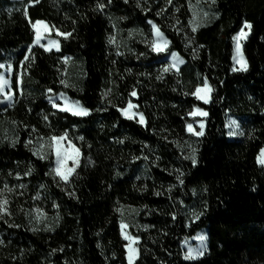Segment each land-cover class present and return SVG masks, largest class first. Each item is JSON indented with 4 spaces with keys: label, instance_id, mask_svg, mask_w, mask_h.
<instances>
[{
    "label": "trees",
    "instance_id": "1",
    "mask_svg": "<svg viewBox=\"0 0 264 264\" xmlns=\"http://www.w3.org/2000/svg\"><path fill=\"white\" fill-rule=\"evenodd\" d=\"M203 1L217 17L193 31L195 0H0V61L14 54L15 96L4 107L0 93V125L14 136L0 139V264H129L122 222L140 239L134 264H264V0ZM39 20L60 50L28 51ZM245 22L248 65L233 71ZM152 23L169 41L163 52ZM172 52L179 70L164 59ZM66 56L81 61L73 82ZM205 81L207 103L193 95ZM50 93L89 113L61 111ZM129 101L146 123L122 114ZM198 107L208 115L193 164L179 143ZM228 116L242 138L229 137ZM53 136L81 152L67 182L35 151ZM203 228L208 252L186 259L182 242Z\"/></svg>",
    "mask_w": 264,
    "mask_h": 264
},
{
    "label": "rangeland",
    "instance_id": "2",
    "mask_svg": "<svg viewBox=\"0 0 264 264\" xmlns=\"http://www.w3.org/2000/svg\"><path fill=\"white\" fill-rule=\"evenodd\" d=\"M13 1H14V4L11 7H9L10 9L11 8H20L21 6H23V4H22L23 0H13ZM192 13H193V15H192V19H191V27L193 28V26H195L196 29L202 25L210 23L211 20H213L215 17H217V12L215 11V8L211 4V2L209 3V2H206L203 0H199L198 3H197V0H195V2L192 3ZM37 22L38 21H36V23L34 24V25H36V27L34 28V30H35L34 43L28 47V51L34 45H40V46H43L44 48H48L50 50H52V49L57 50V44L50 43V41H57L58 42V48L60 50L59 39L55 36H51L52 32H53L51 26L46 21H43V20H39V22H42L40 24H37ZM246 23L247 22H245L243 27L241 28L244 30V32L246 34L245 37H242L240 40L241 54L242 55L239 58H240L241 62L238 64V63H236V60L234 59V67L235 68H241L244 65H246V68H247V65H248L243 49H244L245 41L247 40V38L249 37V35L251 33V28L250 29L246 28L245 27ZM247 24H249V23H247ZM154 25L155 24L152 23L153 44H155L156 47H158V48L164 47L166 50L167 47L169 46V41H168L167 37L164 36L161 31H160V33L162 34V36H160V37L157 36L155 28L153 27ZM156 28H157V26H156ZM37 30H39L41 37H42L40 40V43L35 42ZM240 32H241V30L238 33H236L233 36V38L236 37ZM56 33L58 34L57 31H56ZM59 33H61V32H59ZM165 41L167 42L166 46L164 44ZM233 42H234V56H236L237 55L236 54V41L233 39ZM158 52H160V51H158ZM173 53L175 54V60L173 58ZM164 59L165 60L168 59L171 62L172 66L177 70H179L181 65H183L185 63V60L182 57H180L176 52H172V53L167 54ZM13 60H14V54H10L4 61H0V64L5 65V69H7V67L9 65H11V71L10 72L6 71L5 69H0V73H3L5 76V79L8 80V83L6 85H4V87H3V91L0 92L2 95V105L4 107L12 106L14 103V99H15L14 91L12 88V77H13V71H14ZM64 60L67 62V65H68L67 82H73L74 79L79 78L82 75L81 61L79 59H76V58L71 57V56H66L64 58ZM179 61H183V63H180ZM20 85H21V81H20ZM208 86H209V84H208ZM197 87H200L201 89H203V85L197 86ZM9 95L11 97L10 99L8 98ZM198 95L203 97L201 100H203L204 102H205V99H207V102H209L211 100L212 88H210V86H209L208 89H203ZM48 98L51 100L53 105H57L55 107H57L59 109L62 107L71 108L72 105L75 103H78L83 109H86L79 101L72 99L71 97H69L68 95H66L64 93H56V94L50 93L48 95ZM65 98L67 99V103H66ZM132 104L135 107L128 109L127 115L126 114H124V115L127 117H128V115H131L134 119H138L140 121V115L139 114H142V113L138 110V105H135L134 103H132ZM127 106H128V104L123 109H126ZM195 109H197V108H195ZM199 109L201 110L202 113H206V115L197 114L195 117L190 115L192 117L193 121L188 123V124L193 125V131H189L188 127H187V131L190 134H192V137L187 139V140H184L181 143H179L180 149L185 151V153L188 155V157L190 159L194 155L196 162L198 160V154H199L198 139L204 135L205 128H206V117L208 115V113L204 109H202V108H199ZM73 110L78 111V109H73ZM73 110H69V111L73 112ZM87 112L89 113L88 110H87ZM145 122H146V120L143 117L142 123H145ZM201 124H203V129H202L203 135L194 134L196 132L201 131V127H200ZM227 132L229 133L230 138H242L244 135V133H243L244 128H243L241 120L239 118L234 117V116H228ZM55 137L59 138V137H66V136H55ZM0 139L8 140L10 142H14V136L11 133V130L9 128H3L1 125H0ZM35 151L39 156H41L43 158H49L52 155L53 156V166H52L53 172L57 175V170H58L61 173V175H67L68 179L74 173V171L77 168V166L79 165V162L81 159L80 150L71 141H69L67 138L63 141H59V143L52 141L51 138L42 139L37 143ZM58 151L61 154V158L59 159V161H58V156H57ZM260 156H261V154H260ZM74 161L76 162L75 167L73 165ZM73 167H74V170L69 175L68 170L72 169ZM57 176H59L61 178L60 175H57ZM125 212H126V214L131 213L130 210H126ZM126 214L124 216H126ZM194 216H197V215L194 214ZM40 217H42V215L39 214L38 212H36L34 214V218H35L37 226H38V218H40ZM122 225H125L126 227L122 228ZM120 227H121L122 236H123L124 240H126V242H127V245H126L127 254L129 253V247L135 249V252L132 254L133 259L131 261V264H134L136 262V260L138 259V254H139L138 245L140 243L139 242L140 239L131 234L129 224L127 222H122L120 224ZM125 235L133 238V240H135V243H132L131 240L125 239ZM201 237H204V239L201 240L200 239ZM182 248L184 251L185 258L188 255L189 250H192L193 258H187V259L201 258V256H203L209 250V240H208L207 229L203 228V229H201V231H199L193 237L186 238L182 242ZM129 264H130V262H129Z\"/></svg>",
    "mask_w": 264,
    "mask_h": 264
},
{
    "label": "snow or ice",
    "instance_id": "3",
    "mask_svg": "<svg viewBox=\"0 0 264 264\" xmlns=\"http://www.w3.org/2000/svg\"><path fill=\"white\" fill-rule=\"evenodd\" d=\"M198 2H199V0H197V3ZM169 3H171V0H169ZM101 7H103V6L101 5ZM40 23H42V22H39V21L37 22V24H40ZM33 27L35 28L36 25H33ZM153 27L155 28V31H156L157 36L158 37L162 36V34L160 33L159 28H156L155 25ZM245 27L250 29L251 28V25H249V24L246 23L245 24ZM192 30L195 31L196 30V27L193 26V29ZM57 32H58V35H63L65 38H67L68 36L71 35V33H59L58 30H57ZM245 35L246 34H245L244 30L241 29V32L236 37L233 38L236 41V54H237L236 56H234V59L236 60V63H238V64L241 62L239 57H241V55H242L241 54L240 40H241L242 37H245ZM41 38L42 37H41V34H40L39 30H37V32H36V41L35 42L36 43H40ZM50 43L57 44V50H59V48H58V42L57 41H50ZM164 44L166 46L167 42L165 41ZM45 50L47 51V50H50V49L45 48ZM153 50L163 52V51H165V48L164 47H159L158 48V47H156L155 44H153ZM173 58L175 60V54L174 53H173ZM25 59H28V57H25ZM179 62L180 63H183V61H179ZM0 69H5V65L0 64ZM5 70L8 71V72H10L11 71V65H9L7 67V69H5ZM168 70H169L168 68H165L164 69V71H168ZM239 70H246V65L242 66L241 68H235V67L233 68V71H239ZM7 83H8V80L5 79L4 74L3 73H0V92L3 91V87ZM208 87L209 86L207 84V81H205L204 82V85H203V89H208ZM203 89H201L200 87H197L196 90L193 92V95L197 96L198 99H202L203 97L199 96L198 94ZM131 95L134 96L135 95V92L131 93ZM8 98L9 99L11 98L10 95L8 96ZM65 100H66V103H67V99L66 98H65ZM205 103H207V99H205ZM54 106H57V105H54ZM133 107H135V106L131 103V101H129L127 108L126 109H121L122 114H126L127 115L128 109H131ZM73 109H78V111L73 110ZM60 110L61 111L73 110V115H87L88 114L87 109H83L78 103L73 104L71 108H69V107H62V108H60ZM197 114L206 115V113H202L199 108L195 109L192 113H190V115H192L193 117H195ZM139 115H140V122L142 123L143 122V115L142 114H139ZM128 118L131 119L133 117L131 115H128ZM187 127H188V130L189 131H193V125L192 124H188ZM200 127H201V131L200 132H196L194 134H196V135H203V131H202L203 124H201ZM65 139H66V137H59V138L58 137H55V136L51 137V140L54 141V142H57V143H59V141L65 140ZM57 156H58V161H59V159L61 158V154L59 153V151L57 152ZM191 159H192L193 164H195L196 163V159H195V156L194 155L191 157ZM258 163H260L261 165H264V150H262L261 156L258 157ZM73 165L75 167V165H76V162L75 161L73 162ZM74 167L72 169H69L68 170L69 175L74 170ZM57 175H60L61 176V179H63L65 182H67V180H68V176L67 175H61V173L58 170H57ZM6 204H7V200H0V212H3L5 210L4 209V205H6ZM124 227H126V226L125 225H122V228H124ZM125 239L131 240L132 243H135V240H133V238H131V237L127 236V235H125ZM200 239L203 240L204 237H201ZM134 252H135V249L129 247V262H130V264H131V261L133 259V255L132 254ZM187 258H193L192 250H189V253L186 256V259Z\"/></svg>",
    "mask_w": 264,
    "mask_h": 264
},
{
    "label": "water",
    "instance_id": "4",
    "mask_svg": "<svg viewBox=\"0 0 264 264\" xmlns=\"http://www.w3.org/2000/svg\"><path fill=\"white\" fill-rule=\"evenodd\" d=\"M146 123V122H145Z\"/></svg>",
    "mask_w": 264,
    "mask_h": 264
}]
</instances>
